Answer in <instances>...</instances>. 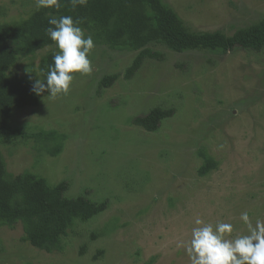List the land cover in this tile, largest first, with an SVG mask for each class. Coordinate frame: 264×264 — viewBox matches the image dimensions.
<instances>
[{"label": "rangeland", "instance_id": "obj_1", "mask_svg": "<svg viewBox=\"0 0 264 264\" xmlns=\"http://www.w3.org/2000/svg\"><path fill=\"white\" fill-rule=\"evenodd\" d=\"M161 1L196 33L230 36L264 18V0ZM22 4L0 0L3 20L21 18ZM98 48L90 51L93 70L73 75L67 94L11 114L12 126L65 134L64 151L35 156L34 168L30 146L10 155L0 151L8 173L29 169L49 184L67 179L69 195L86 192L96 204L107 202V209L70 233L61 253L20 243L21 225L1 227L0 264H190L178 244L190 238L196 218L231 223V237L248 234L240 220L245 211L253 225L264 222V53L178 54L160 45L154 50L165 54L164 61H145L134 78L121 76L98 96L100 79L122 73L136 55ZM48 50L38 52L34 63ZM27 63L12 74L22 75ZM155 105L174 110L156 133L129 125ZM200 147L219 162L205 178L197 175ZM93 232L107 235L90 241ZM98 251L103 255L92 261Z\"/></svg>", "mask_w": 264, "mask_h": 264}, {"label": "trees", "instance_id": "obj_2", "mask_svg": "<svg viewBox=\"0 0 264 264\" xmlns=\"http://www.w3.org/2000/svg\"><path fill=\"white\" fill-rule=\"evenodd\" d=\"M20 1L24 11L18 20L4 21L6 11L0 7V148L9 149L10 155L11 149L30 146L35 153L32 155L33 168L35 156L39 159L46 155L57 157L67 147L65 142L68 139L56 130L10 124L14 111L37 108L41 100L48 97L47 92L36 95L31 88L36 79H44L52 56L58 51L46 34V29L50 27L49 14L81 20L79 26L85 36H92L95 47L111 52L136 53L122 73L104 75L100 79L98 96L111 88L121 76L126 81L134 78L145 61H164L165 54L154 50L160 45L178 54L190 51L221 54L243 51L249 55L264 53V18L228 36L218 31H190L161 0H88L87 5L75 9L67 0H60L59 9H37L36 0ZM48 48L50 50L41 55L35 64L38 52ZM91 55L89 53V59ZM24 60L28 63L23 74H12ZM176 66L182 70L187 67L183 64ZM173 114V109L165 110L155 105L145 113L130 118L129 125L139 127L148 134L156 133L162 122L173 117ZM196 153L203 162L197 170L199 177H209L218 170L219 162L209 156L204 148H198ZM138 174L139 171L133 176L139 177ZM87 197L86 192L83 195H69L67 179L49 184L29 169L17 175L8 173L0 151V228L13 229L21 225L23 235L19 238L20 243H27L47 254L61 253L62 242L70 233H75L107 209V202L96 204ZM115 220L112 228L117 229L118 218ZM109 233L111 230H108ZM106 235L93 232L90 241ZM79 251L80 255L84 254L86 245L80 246ZM102 255L103 252L98 251L92 256V261Z\"/></svg>", "mask_w": 264, "mask_h": 264}, {"label": "clouds", "instance_id": "obj_3", "mask_svg": "<svg viewBox=\"0 0 264 264\" xmlns=\"http://www.w3.org/2000/svg\"><path fill=\"white\" fill-rule=\"evenodd\" d=\"M73 9L85 6L88 0H67ZM60 0H36L37 9L56 8ZM46 34L58 49L52 56V63L44 79H36L31 91L36 95L47 92L50 99L67 94L74 79L73 73L89 74L92 64L88 58L95 47L91 35L85 36L79 26L81 20L72 16L50 15ZM240 220L247 226L248 234L231 237V223H205L196 218L190 238L180 241L190 264H264V222L257 220L252 224L247 211L241 213Z\"/></svg>", "mask_w": 264, "mask_h": 264}]
</instances>
